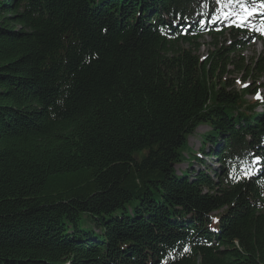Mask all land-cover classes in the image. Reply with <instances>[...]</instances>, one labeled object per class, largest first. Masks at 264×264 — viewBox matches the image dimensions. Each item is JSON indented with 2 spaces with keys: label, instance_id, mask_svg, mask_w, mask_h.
I'll list each match as a JSON object with an SVG mask.
<instances>
[{
  "label": "trees",
  "instance_id": "trees-1",
  "mask_svg": "<svg viewBox=\"0 0 264 264\" xmlns=\"http://www.w3.org/2000/svg\"><path fill=\"white\" fill-rule=\"evenodd\" d=\"M221 3L0 0V264H264V51L197 54Z\"/></svg>",
  "mask_w": 264,
  "mask_h": 264
},
{
  "label": "rangeland",
  "instance_id": "rangeland-1",
  "mask_svg": "<svg viewBox=\"0 0 264 264\" xmlns=\"http://www.w3.org/2000/svg\"><path fill=\"white\" fill-rule=\"evenodd\" d=\"M219 8L218 12L214 15L212 21V33L210 32H203L201 35V38L197 41L200 44V48L197 51V54L204 58L207 55L208 50H211L213 48V45L216 43H223L224 40L227 39L226 44L229 43V36L231 35L229 33V29L233 27L242 28L243 30H247L249 33L251 32V37L249 40V43L246 44L244 52L241 54V56L247 60V62H250V60L255 59L258 55H260L264 51V41L258 39V35H262L264 37V7L261 5H255L250 4L249 7H255L256 8V14L250 16L248 20L243 24V26H240L239 20L235 16H228L225 18L223 15H221L222 12H239L242 15L243 10L242 9H233L232 4L228 5L225 2V7ZM198 8H201V4L197 3L195 5ZM219 17V18H218ZM259 20V21H257ZM264 40V39H263ZM175 48L182 47V48H190V45L188 43H183L182 41L176 43ZM239 56H236V60H239ZM227 70H230V72L226 73L224 75V78H227V80L230 83L235 84V87L240 86L243 87L246 84H249L254 88L256 85L254 84V75L253 77L246 78L244 81H242L243 73L235 71L232 65H229L227 67ZM256 84H261L263 87L259 89L258 93L256 95H260L261 99H264V75L256 81ZM257 99L254 95H248L247 100ZM258 100V99H257ZM261 108L256 107L255 111H260ZM209 130V127L205 124H201L197 127L195 132L189 136L188 138V149L186 150V156L187 160L177 166L178 173L179 170H183L187 168V166L190 164L192 165V174H194V171H198L200 168L203 169V166H201L200 160H194L191 157V153L195 154L197 153L199 158L204 159V161H207L206 167L211 172L218 168L219 163L218 160L215 157L209 158L205 154H208L210 152V148L212 145H207L204 149L205 154H203L200 149L202 146V136ZM259 160H255V162H258ZM97 231V230H96Z\"/></svg>",
  "mask_w": 264,
  "mask_h": 264
},
{
  "label": "snow or ice",
  "instance_id": "snow-or-ice-1",
  "mask_svg": "<svg viewBox=\"0 0 264 264\" xmlns=\"http://www.w3.org/2000/svg\"><path fill=\"white\" fill-rule=\"evenodd\" d=\"M222 0H217V3H221ZM228 5H231L233 2L239 5V8L243 10V15L239 12H222L221 15H223L225 18L228 16H235L237 20L240 22V26H243V24L248 20V18L254 14H256V8L255 7H249L247 0H224ZM261 6H264V0L261 2ZM219 18V17H218ZM256 160H259V157L255 158Z\"/></svg>",
  "mask_w": 264,
  "mask_h": 264
},
{
  "label": "bare ground",
  "instance_id": "bare-ground-1",
  "mask_svg": "<svg viewBox=\"0 0 264 264\" xmlns=\"http://www.w3.org/2000/svg\"><path fill=\"white\" fill-rule=\"evenodd\" d=\"M255 96V95H254Z\"/></svg>",
  "mask_w": 264,
  "mask_h": 264
}]
</instances>
